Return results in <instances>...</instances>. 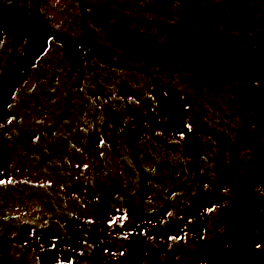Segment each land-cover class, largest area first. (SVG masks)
<instances>
[{"label":"flooded vegetation","instance_id":"flooded-vegetation-1","mask_svg":"<svg viewBox=\"0 0 264 264\" xmlns=\"http://www.w3.org/2000/svg\"><path fill=\"white\" fill-rule=\"evenodd\" d=\"M174 1L184 5L169 25L175 46L146 56L152 69H142L144 61L129 64L133 58L125 50L118 72L112 58L120 56L108 54L105 34L112 25L93 18L98 8L82 18L76 6L68 15L40 0H0V129L9 132L0 134V264H256L257 245L264 248L262 224L255 223L250 236L227 221V200L192 193L216 167L208 166L209 140L194 135L193 107L203 106L194 102L196 74L181 84L171 78L192 74L194 63L207 56L216 59L220 86L213 110L223 120L225 57L232 53L235 76L256 100L238 107L255 111L264 141V0H236L229 14L222 0L221 9L210 8V0L196 1L203 6ZM194 13L202 16L195 20ZM210 25L212 34L204 30ZM49 31L54 35L33 62ZM210 35L218 48L208 55L194 45ZM55 36L85 44H62ZM162 59L170 62L168 70ZM151 110L157 126L165 116L176 125L174 183L170 199L158 193L146 209L145 199L114 201L111 178L119 148L139 138L128 134L127 125L136 122L131 116ZM85 157L94 160L97 177L83 199L71 174ZM178 182H184L183 194Z\"/></svg>","mask_w":264,"mask_h":264},{"label":"bare ground","instance_id":"bare-ground-1","mask_svg":"<svg viewBox=\"0 0 264 264\" xmlns=\"http://www.w3.org/2000/svg\"><path fill=\"white\" fill-rule=\"evenodd\" d=\"M135 1L136 0H120L117 4L111 6L107 11H102L97 9L95 13H92V15L93 18L96 20L100 18L110 20L113 17L119 15L120 13L122 14L121 17L122 20L120 19L121 21H117L111 26L112 32L117 34L115 35L116 38H114L112 41L110 40L111 42L110 44H108V54L111 55H121L125 52L123 48L118 46L125 45L127 41H130L132 39V36L130 34H126L127 31L128 32L130 30L138 31L141 29L145 31L150 28L149 34H143L140 37L133 39L132 41L133 48L138 50L137 60L140 63L145 61L144 59L146 58V56L157 47L169 51L175 46V42L170 32L163 27L162 23H158L155 26H153V23L150 20L144 19L142 17L137 19H132L130 16L127 15V11L132 7L134 3H136ZM152 1L154 5L158 4V6H160L164 10L170 9L178 15L181 14L183 10L182 8H184V5L173 3L176 2L174 0H152ZM208 6L210 8L219 7L221 9L224 5L219 1L212 0L209 2ZM188 17L190 18L191 15H188ZM204 30L206 32L213 31L212 27L210 26L205 27ZM120 31H123V34H120ZM197 39L198 42H196L194 46L200 49L201 51L208 50L209 52L208 55L211 54L210 52H213L218 48V42L213 41L212 35L206 37L205 39H199V38ZM122 70L123 68L120 71ZM197 73L199 75L202 74V70L194 71L192 74H188V75L173 76L171 80L172 83L181 84V82L184 79H187L194 74L197 75ZM117 76L120 77V75ZM167 77L169 78V76ZM203 106H216V104L209 101H204ZM205 112L209 114H213V111L208 107L205 108ZM164 155L167 157V159L174 158L172 150L164 151Z\"/></svg>","mask_w":264,"mask_h":264},{"label":"rangeland","instance_id":"rangeland-1","mask_svg":"<svg viewBox=\"0 0 264 264\" xmlns=\"http://www.w3.org/2000/svg\"><path fill=\"white\" fill-rule=\"evenodd\" d=\"M52 1V0H51ZM75 5L74 0H60L59 2L55 1L54 6L57 7H61L64 9V13H67L68 15L70 14V12L67 11V9H72V7ZM183 42V40H177V43H181ZM225 80V79H224ZM227 83H229V80L227 79L226 81ZM217 86H220L219 83H217ZM250 109V108H249ZM255 151H259V148L255 147L254 148ZM253 154V158L255 160V164L259 167H264V154L257 152L256 154ZM141 166L140 164H136V166ZM142 167V166H141ZM257 180H261L260 178H257Z\"/></svg>","mask_w":264,"mask_h":264},{"label":"trees","instance_id":"trees-1","mask_svg":"<svg viewBox=\"0 0 264 264\" xmlns=\"http://www.w3.org/2000/svg\"><path fill=\"white\" fill-rule=\"evenodd\" d=\"M113 6V5H112ZM128 16H130L131 18H132V16L130 15V14H127ZM116 17V21H121L122 19H121V17H122V14L120 13L119 15H117V16H115ZM121 19V20H120ZM133 19V18H132ZM128 32V31H127ZM126 32V34H129V32L127 33ZM131 32V36H132V39H136V38H138V36L136 35V31H134V30H131L130 31ZM120 34H123V31H120ZM119 46H122V45H119ZM228 62V61H227ZM197 65H200V67H203L202 69H203V71L204 72H207V71H209V70H212V67H215V70H217V64H213L212 62L211 63H204L203 65L202 64H199V63H197ZM232 70L233 71V65H230V67L228 68V70ZM227 81V80H226ZM230 81H232L231 79H230ZM233 81H234V79H233ZM226 85H228L229 87H231V88H233V86H234V83H232V82H229V83H227L226 82ZM229 92V91H228ZM231 94H233V93H231ZM169 128V127H168ZM165 156V155H164ZM166 157V156H165ZM167 158V157H166ZM167 160H169V159H167ZM171 160V159H170ZM132 177H134V182L136 181V182H140V179L138 178L139 176H135V175H127L125 178H126V181H131V178ZM141 182H143V181H141ZM262 263H264V261H262Z\"/></svg>","mask_w":264,"mask_h":264},{"label":"water","instance_id":"water-1","mask_svg":"<svg viewBox=\"0 0 264 264\" xmlns=\"http://www.w3.org/2000/svg\"><path fill=\"white\" fill-rule=\"evenodd\" d=\"M79 1H80V6H81L82 14L85 15L87 3L85 2V0H79Z\"/></svg>","mask_w":264,"mask_h":264}]
</instances>
